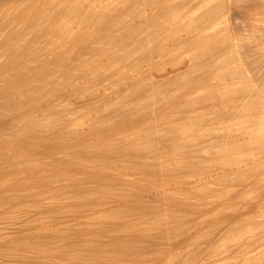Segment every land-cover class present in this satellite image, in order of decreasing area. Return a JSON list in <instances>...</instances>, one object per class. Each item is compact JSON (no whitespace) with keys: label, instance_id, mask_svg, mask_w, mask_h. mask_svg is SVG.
I'll list each match as a JSON object with an SVG mask.
<instances>
[{"label":"rangeland","instance_id":"obj_1","mask_svg":"<svg viewBox=\"0 0 264 264\" xmlns=\"http://www.w3.org/2000/svg\"><path fill=\"white\" fill-rule=\"evenodd\" d=\"M40 6L51 81L0 112V264H264V0Z\"/></svg>","mask_w":264,"mask_h":264},{"label":"bare ground","instance_id":"obj_2","mask_svg":"<svg viewBox=\"0 0 264 264\" xmlns=\"http://www.w3.org/2000/svg\"><path fill=\"white\" fill-rule=\"evenodd\" d=\"M26 1L27 2H25L24 5L22 3L23 7H21V8H17V7H14V6L9 7L10 5H8L9 9L6 7L8 10H6L4 12V14L5 15L8 14V13L9 14H13V17L10 19V21L3 22L1 20V16H0V30L2 29V31H4L3 29L7 28V26L9 27V25L11 23L12 24L15 23V26L11 27L9 29V31L4 36L0 35V59H1L0 60V112H1L2 109H6L7 110L6 112L9 113L10 118H11V116L16 117V116H21L23 114L25 116V114H31L33 112V110H34L33 107L35 106L34 105L35 104L34 103L35 102V98L40 93V91H39V85L40 84L39 83L42 82L41 84L44 85L46 83V80L48 81V78L50 77L49 76L50 72H49V69L47 67L49 65H45V64L40 65L39 64L40 66H32V64L31 65L29 64V61H31V59H34V57H37V54L35 55V53H33V50H31L33 48H31L30 43H29V45H28V43L27 44L26 43L25 44L22 43L23 40L26 42V40L28 39V38L26 39V35L28 34L27 33V29L29 27H31V26H34V27L36 26V21H37L38 17L41 15L40 14L38 16V12H39L38 9L41 7L40 5L43 2L45 4L47 2V0H26ZM6 5L7 4H5L4 6H6ZM0 6H1V4H0ZM2 6H3V4H2ZM0 10H2V9H0ZM72 16H71V18H72ZM48 17H46V18L48 19ZM75 18H77V17H75ZM79 20L81 21V18ZM20 21L28 22V24L26 23L27 26H25V27H18V25L16 26L17 22H20ZM46 23H47V21H46ZM37 28H36L37 29V33L41 34V35L43 34V36H44V30L47 27L44 24L43 25L40 24L39 26H37ZM30 33L31 32H29V34ZM24 37H25L26 40L24 39ZM31 38H34V36L31 37ZM51 40H53V39H51ZM27 41L29 42V40H27ZM50 45H51V43H50ZM37 59L40 60V57L39 58L37 57ZM55 78H56V76H55ZM50 81H48V83ZM41 86H40V88H41ZM52 90H53V88H52ZM45 93H47V92H45ZM45 93H43V95ZM22 106L23 107L27 106V109H26V111L24 113H19V111H22V110H20L22 108ZM3 111L5 112V110H3ZM1 115H3V114H1ZM1 115H0V127H4V125H5V123L7 121L5 120V118L3 119L2 118L3 116H1ZM4 115H6V114H4ZM1 137H0V150L3 149L1 147L4 146V148H5L6 145H10L9 142H8L9 144L6 143L7 141L5 139L1 138ZM14 145H15L16 149L19 148V147H17V146H19V144H14ZM34 146H35L34 142L28 143L29 155L31 157H34V156L37 155V153H36L37 150H35ZM8 153H10V152H8ZM8 153H7V155H8ZM5 154H6V152H5ZM13 154L15 155L16 153H13ZM1 156H3V155L1 154ZM3 157L5 158V156H3ZM6 157H7L6 158L7 160H10L12 156H11V154H9L10 158L8 156H6ZM230 165H232V164H230ZM15 173H16L17 176H20V174H17L18 171H15ZM30 177L31 176H29L27 178H30ZM20 178H21V176H20ZM27 178H26V180H29Z\"/></svg>","mask_w":264,"mask_h":264}]
</instances>
